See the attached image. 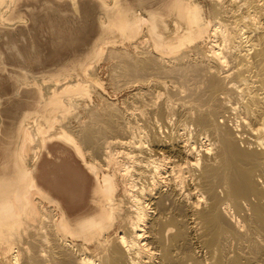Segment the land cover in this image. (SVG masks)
Masks as SVG:
<instances>
[{
  "label": "bare ground",
  "instance_id": "1",
  "mask_svg": "<svg viewBox=\"0 0 264 264\" xmlns=\"http://www.w3.org/2000/svg\"><path fill=\"white\" fill-rule=\"evenodd\" d=\"M97 1L101 35L85 60L40 77L13 76L15 94L30 87L43 109L24 111L13 171L0 173L9 264H264V0H210L208 17L199 0H173L172 27L160 12ZM14 2L0 0V23ZM125 42L135 54L116 48ZM105 60L116 62L114 86L149 85L134 96L144 107L139 117L133 112L139 120L114 104L109 112L86 106L92 123L71 131L66 123L82 102L105 91L97 75ZM2 119L0 128L13 120ZM54 138L81 160L87 148L101 161L85 160L96 177L90 217L72 221L34 176L39 149ZM117 172L125 185L119 202ZM29 221L24 249L19 232ZM98 236L96 253L68 240L90 244Z\"/></svg>",
  "mask_w": 264,
  "mask_h": 264
},
{
  "label": "rangeland",
  "instance_id": "2",
  "mask_svg": "<svg viewBox=\"0 0 264 264\" xmlns=\"http://www.w3.org/2000/svg\"><path fill=\"white\" fill-rule=\"evenodd\" d=\"M108 1L112 3L113 0ZM172 1L121 0V3L124 8H132L142 13H145L146 10L160 12L164 16L165 21L168 22L169 20L168 24L172 27L173 20L176 19V13L172 14L168 11ZM199 2L203 11H206V13L205 11L203 12L204 15L210 16V0H199ZM99 14L100 9L97 0H15L9 14L10 20L0 23V114L3 119L7 115L13 118L10 124L9 121L7 122L6 128L4 122L0 128V173H5L6 171L9 173V169L12 167L13 160L11 159L13 158V153L11 152L15 147L17 124L24 111L33 108L43 109L42 104H37L40 100L38 92H35L34 97H29L28 89L30 87L28 89L23 87L19 94H15L16 83L13 76L24 77L28 73L31 76L40 77L64 68L71 69L77 63L85 60L90 54L95 41L101 35L98 20ZM19 15L23 18V22L17 20ZM132 41L140 45L143 44L139 37L133 38ZM131 42H125L120 45L115 44V46L118 50L126 48L135 54ZM200 46H204L202 48L207 50L206 44L201 43ZM114 64L116 65V62L111 60H105L99 64L97 75L102 84L104 83L105 91L103 89H100L101 91L97 90L95 91L96 93H92V102L89 100L82 102V105L84 104L81 107L82 109H78L80 111L78 114L75 113L74 118L76 120L72 115V118L66 123L70 126L69 129L71 131L80 128L81 124L89 125L92 123L88 110L85 109L86 106L89 107V111L91 108V111L95 109V111H100V109L102 111V109L106 108L105 112H109L108 109L110 110L113 107L115 109L117 106V109L121 110L118 111L129 115L135 112L134 114L138 117V114L143 111V105H140L141 109L138 104L141 100L139 98L136 99L138 96L134 99V96L137 95L135 93H138L139 89H148L149 85H128V87H124L125 85L122 84V90L117 85L115 86L119 90L117 88L114 89L113 83L115 84L116 81L114 82L113 76H111L114 71ZM135 101L138 103L136 104ZM110 104L116 105L111 107ZM135 105L140 108L136 107L135 109ZM128 108L132 111L128 110ZM133 109L136 111L141 109V111L136 113ZM112 110L111 112H113ZM127 111H130V113ZM76 114L78 116L81 115L80 118H76ZM134 114L132 120L138 122L139 119L136 120L135 118L137 117ZM97 123L101 125V127L97 125V128L105 129V126L104 128L102 127L104 124L103 120H99ZM85 150L83 151L85 158L81 160L83 157L78 155L73 146L54 138L51 141H47L45 146L39 149L38 159L32 163L34 176L40 187L59 201L72 221L90 217L96 211V205L93 201L96 177L90 172L86 161L87 163H95L98 160L95 164H100L99 162L101 161L100 159L96 160L92 154L88 155L87 153L91 152L87 148ZM11 156L12 158H10ZM11 170L13 171V168ZM116 174L119 182V202L125 195V185L121 175L118 172ZM100 175L102 176V173ZM44 205L46 207L49 206L47 202ZM57 214L59 213L55 211L56 219L59 218ZM36 217L33 219L36 220ZM29 219H32V217L30 216ZM31 223L32 221H29L19 232L23 239L21 246L24 249L27 247L24 240L29 237L30 233H33L30 227ZM120 229L121 221H118L114 229L106 233H109L110 239H114ZM4 240V242H0V264H9L13 258L11 252L7 253L11 242ZM68 240L73 246L86 248L90 252L96 253V248L103 241V237L98 236L96 242L90 244H83L82 240H73L72 238Z\"/></svg>",
  "mask_w": 264,
  "mask_h": 264
}]
</instances>
